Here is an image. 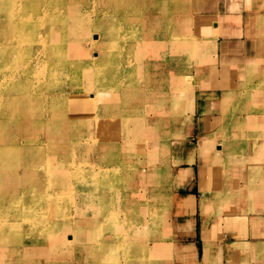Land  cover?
Wrapping results in <instances>:
<instances>
[{
  "label": "crops",
  "instance_id": "1",
  "mask_svg": "<svg viewBox=\"0 0 264 264\" xmlns=\"http://www.w3.org/2000/svg\"><path fill=\"white\" fill-rule=\"evenodd\" d=\"M184 4L182 11L192 18L199 58L196 63L193 56L185 55L179 63L193 75L185 79L187 88L176 97V110L162 114L169 123L159 131L152 120L159 117L157 113L146 105L147 127L139 115L142 102L126 100L131 89L137 94L138 86L121 91L113 82L112 70L121 57L116 36L102 41L108 46L96 62L105 70L102 74L78 60L68 66L79 91L89 92L96 102L95 112L92 106L85 108L87 117L103 115L106 103L124 106L116 114L117 120L122 117L115 126L117 138L89 145L83 161L95 171L126 169L121 171L131 181L126 197L137 202L134 220L144 223L136 227L142 241L129 239L128 250L111 242L113 234L110 243L100 245L97 226L107 227L106 211L97 218L96 212L78 203L67 223L72 240L68 238V244L63 238L70 252L66 264H264V0H186ZM197 20L204 21L205 31L195 24ZM176 36L185 39L180 33ZM100 52L101 46L95 44L92 55ZM160 64V60L146 61L148 79L141 86L158 84L155 66ZM196 67L202 71L197 73ZM86 71L91 77H82ZM233 91L226 100L225 94ZM150 100L160 103L157 96ZM133 106L137 117L130 126ZM87 117L81 128H94L95 121ZM219 129L237 131L230 142L225 141L228 154L220 155L223 144L214 143L201 157L199 139ZM165 156L169 182L158 188L152 170ZM125 163L132 168L128 170ZM233 216L238 219L225 221Z\"/></svg>",
  "mask_w": 264,
  "mask_h": 264
},
{
  "label": "rangeland",
  "instance_id": "2",
  "mask_svg": "<svg viewBox=\"0 0 264 264\" xmlns=\"http://www.w3.org/2000/svg\"><path fill=\"white\" fill-rule=\"evenodd\" d=\"M182 2H186V0H138L137 12L133 13L136 18L131 14L136 22L128 26L132 34H142L148 31L155 32L157 31V25H159L158 17L164 19L162 21L164 23L162 30L158 31L160 34L158 38L162 41L170 40L172 43L171 59L174 63V67H172L174 76L171 80H166L164 73L160 72L157 75L155 74L158 84L154 88H149L148 85H145V87L141 86L148 79L145 80L148 73L144 68V64H146L147 60L151 61L150 52L144 53L146 54L145 59L141 63L140 58L137 60L133 59V62L138 65L132 66L131 69L125 72H120V69L113 70V74L116 76L118 73H123L124 75V78H120L124 83L117 85V88H120L121 91H126L125 88H129L128 86H138L137 88L139 89H136L137 94L134 95V91L131 89L129 99L126 100L132 99L142 102L139 115L144 118L141 121L147 127H150V122L146 120V116L149 115L145 113L146 105L154 113H157L159 117L152 120H155L154 123L157 124L158 131L162 129L160 127L169 123L167 116L162 117V114H167L166 110L168 113L172 111V106L176 110V97H179V94L183 93L187 88L185 79H189L193 75L191 70H188V67L186 68V66L179 63L186 60L185 55L193 56V60L196 63L198 62L197 56L199 58L197 52L199 53L200 51H198L197 45L194 44L197 40L192 33V18H189L190 15L182 11L185 6V4L182 5ZM97 4L95 2L96 6ZM143 10H148L147 12L153 11L152 15L147 13L144 15ZM109 15L102 16L100 21H106L107 24L114 25V20L110 19ZM143 17L147 21L142 22L141 19ZM150 17L158 23L149 22L151 20ZM195 24L200 30L205 31L207 29L203 20H197ZM177 33H180L185 39H179L180 37L176 36ZM211 38L213 39L212 36ZM115 42L120 48L119 65L121 66L125 61L124 55L127 53L132 54V52L129 46H126L127 44L125 46L121 44L120 38L115 39ZM149 42H153L151 38ZM147 49L149 50L150 47H147ZM89 63H93L92 57H89ZM138 66H141L142 69L136 72V67ZM201 71L202 68L196 67L197 73ZM170 87H172L174 94V98L171 101L168 94ZM117 88L113 87L112 89ZM229 93L225 95L227 96ZM236 95H239L238 92ZM154 96L158 97L160 103L150 102V99ZM237 99L241 101V98ZM77 101L78 106L82 107L84 111L79 119H85L86 121L87 113L85 108L92 106L94 108L92 112H95L96 102H92L94 100L89 92H84L83 94L80 92L77 96ZM130 109L133 115L129 117L130 120L128 122L131 126L133 119L137 117V109L136 106ZM123 110L124 106L120 107V105L106 103L103 115L94 114L92 115L93 117L91 115L87 117L95 121L94 128H81L84 120H81V123L71 120V126L63 123L66 119V114L70 117L71 111L69 107L64 105L63 101H60L54 107V114L51 115V118L56 123H61L60 127H57L62 129L61 132L49 130V128H29L33 133L32 138H25L24 134L20 133L21 138L17 140V145L7 143L5 137L10 134V129L19 133L18 128L14 129L13 126L3 127V120L0 121V137H3L0 143V264H66L67 255L70 252L68 251V246L63 245V238L68 244V238L72 240L67 223L69 220H73L70 219L71 217L73 218L72 210L78 203L96 212L98 214L97 218L101 216L100 213L106 211L107 227L97 226V244L102 245L105 241L110 243L111 234L114 235L110 239L111 242L122 243L118 245L124 247L125 250H128L129 239L136 238L134 239L135 241H142L140 239L141 231L139 228L136 229V227L137 224H143L144 221L139 220L137 222L133 218L132 211L136 208L137 202L133 203L132 200L126 197V186L131 182L130 179L126 180V177L122 176L121 171L126 169L119 170L117 168L112 172L110 169L102 168L101 171H96L99 172L98 174L101 175V178L95 179L94 182L87 181L84 178L86 172H88L87 170L95 167L83 161L85 151L89 145L92 146L98 141L117 138L119 128H115V126L121 124L122 117L119 118V121L116 114ZM77 115H79V110ZM105 116H108L107 118L109 119L104 122ZM98 118H101V123ZM103 123L108 125L103 126ZM99 124H102L101 127L103 128H100ZM48 127L50 126L48 125ZM243 127L242 125L241 128ZM234 132L237 131L235 130ZM123 133L128 135V128H125ZM224 134L225 131L223 129L204 134L199 141L207 138L206 147L201 149L203 146L199 142L200 156H205L207 145L214 143L221 146L223 144L219 154L227 155V149L224 150L225 139L231 133L227 132V137ZM54 136L57 138L55 141ZM210 137L211 139H209ZM21 139H24V142ZM60 139H63L61 150L56 148V144ZM18 146L24 147L27 151L26 154L20 151L16 154V150H19ZM59 153L61 155L57 157ZM62 154L64 157H62ZM43 158H45L44 163L42 161L38 162ZM35 162L38 163L36 164ZM124 166L128 170L132 168L130 164L127 165L126 163ZM40 167H42L44 172L37 174ZM157 168L159 170L155 168V170H152V175L155 176L156 182L154 183L156 187L162 188L169 182L170 169L166 156ZM81 171L82 175H79ZM78 198L81 199V202H77ZM69 211H71V214H68ZM237 219L238 217L233 216L225 218V221H236Z\"/></svg>",
  "mask_w": 264,
  "mask_h": 264
},
{
  "label": "bare ground",
  "instance_id": "3",
  "mask_svg": "<svg viewBox=\"0 0 264 264\" xmlns=\"http://www.w3.org/2000/svg\"><path fill=\"white\" fill-rule=\"evenodd\" d=\"M95 2L98 3L97 6ZM137 5L138 0H0V121L3 120V127L13 126L14 129L18 128L19 132L10 129V134L5 137L7 143L17 145V140L21 138L20 133H23L25 138H32L33 133L29 128H49L61 132L62 129L57 128L61 123H56L51 118L54 107L60 101L71 111L70 117L66 114L63 122L65 125H70L71 120H76V123L85 120L79 119L84 112L83 108L78 106L79 100L77 101L80 91L78 88L74 89L79 85L75 83L77 79H73L68 73V66L70 62L78 60L83 64L95 66L96 72L102 74L105 70L96 66V62L106 53L108 46L104 43L112 35L116 36L115 39L120 38L121 44H127L132 52L124 55V63L115 70L125 72L132 66H137L133 59L140 58L141 63L145 59L144 53L150 52L151 61H161L160 65L155 66V74L162 72L166 80H171L174 76L172 43L170 40L162 41L158 38V31L162 30L164 19L158 17L159 25L155 32L132 34L128 26L136 22L133 13L137 12ZM147 11L143 10L144 15H152L153 11ZM104 14H110L109 18L114 20V25L100 21ZM150 19L149 22L158 23L152 17ZM141 21L147 20L143 17ZM150 38L153 42H149ZM95 44H99L102 49L97 56L92 55ZM89 57L93 58L92 64L89 63ZM136 69L138 72L142 67L138 66ZM82 77H91L90 71L83 73ZM113 78V82L118 81L116 84L124 83L120 79L124 78L123 73H118L117 76L113 74ZM248 86L250 90V83ZM113 87L115 86L111 89ZM169 91L171 101L174 98L172 87ZM233 93L228 95H234ZM172 109L175 110L173 106ZM107 117H104V122L108 121ZM98 120L101 123V118ZM107 123L105 125H108ZM105 125L103 123V126ZM242 125L239 124L240 128ZM101 126L102 124H99V127L103 128ZM223 131L225 137L227 132L231 133L225 139L226 142H230L236 133L225 129ZM56 139L54 136V141ZM206 139L200 141L203 146L201 149L206 147ZM2 140L3 137H0V143ZM21 141L24 142V139ZM62 142L63 139H60L56 144L57 149H62ZM18 147L16 154L19 151L26 154L24 147ZM60 155L59 153L57 157ZM41 161L44 163L45 158L38 162ZM155 169L159 170L157 167ZM87 171L84 177L87 181L94 182L95 179L101 178L95 169ZM43 172L40 167L37 174ZM79 175H82V171Z\"/></svg>",
  "mask_w": 264,
  "mask_h": 264
}]
</instances>
